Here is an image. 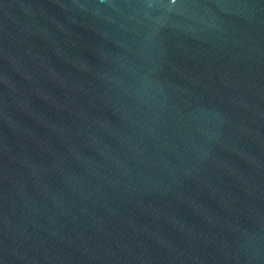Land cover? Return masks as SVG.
Returning <instances> with one entry per match:
<instances>
[{"label":"water","instance_id":"95a60500","mask_svg":"<svg viewBox=\"0 0 264 264\" xmlns=\"http://www.w3.org/2000/svg\"><path fill=\"white\" fill-rule=\"evenodd\" d=\"M0 264H264V0H0Z\"/></svg>","mask_w":264,"mask_h":264}]
</instances>
